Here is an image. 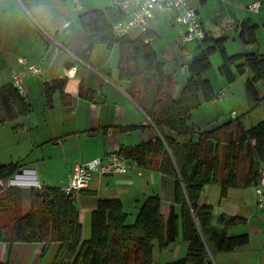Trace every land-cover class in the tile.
I'll return each instance as SVG.
<instances>
[{
  "label": "trees",
  "instance_id": "trees-1",
  "mask_svg": "<svg viewBox=\"0 0 264 264\" xmlns=\"http://www.w3.org/2000/svg\"><path fill=\"white\" fill-rule=\"evenodd\" d=\"M20 1L28 7L36 0ZM246 7L248 9V4ZM120 15V9L114 4L105 10L82 13L79 35H74L65 47L87 62L95 43H105L108 48L118 43L120 76L131 81L128 92L142 106L154 130L153 139L118 151L134 159L138 167L156 169L171 177L173 202L164 213L163 199L158 194H149L139 204L135 221L126 223L119 198L98 199L90 215L89 236L83 239L76 198L64 194L61 187L31 188L28 211L15 217L21 204V188L4 187L0 183V220L4 213L14 215L6 224L0 221V241L45 245L58 242L59 248L50 264H152L156 247L161 249L182 239L186 243L185 253L162 264H214L209 254L245 245L250 235L248 232L227 233L225 227L242 221L244 218L240 216L221 213L217 222L223 226L213 224L212 205L200 202L202 189L206 184L218 183L219 196L225 197L229 188L238 185L242 155L246 164L244 184L254 186L258 182L264 172L261 169L264 166V119L245 127L237 116L198 131L190 122L191 112L203 101L215 97L212 84L203 76L211 65L210 55L215 51L221 57L219 72L228 82L235 77L232 66L237 74L251 72L245 81L247 100L252 105L260 103L264 92L259 95L255 83L264 82V52L228 54L223 45L225 36L213 39L207 34L196 43L197 50L188 61L184 85L174 97L168 91L172 74L161 71L150 42L155 32L149 29L133 41L125 35L115 36L111 23ZM256 29L255 24L243 19L240 36L247 34L251 40ZM145 37L150 40L143 42ZM125 49L129 50L127 59L123 54ZM143 85L147 92L143 93ZM151 89L154 91V96L149 94L151 104L143 106L141 97L146 98ZM27 107L26 98L12 83L0 86V124L24 114ZM136 127L127 125L120 129L127 131ZM18 167L17 162L0 163V181L11 177ZM175 204L179 206L178 212Z\"/></svg>",
  "mask_w": 264,
  "mask_h": 264
},
{
  "label": "crops",
  "instance_id": "crops-1",
  "mask_svg": "<svg viewBox=\"0 0 264 264\" xmlns=\"http://www.w3.org/2000/svg\"><path fill=\"white\" fill-rule=\"evenodd\" d=\"M192 1L199 15V7L206 0ZM111 6L113 0H36L28 7L20 0H0V86L11 83L12 73L18 68V57L23 56L40 66L39 74H27L22 78L27 92L26 112L0 124V163L17 162L18 168L22 169L21 173L15 171L11 177L2 179L1 184L4 187L21 188L24 209L30 207L31 188L52 184L64 186L75 162L103 156L154 138L150 119L128 92L131 81L120 76L118 43L110 48L105 43H95L87 62L65 47L74 35H79V16L82 13L92 9L105 10ZM259 11L255 19L252 20L250 15L243 19H248L250 24L256 26L257 20H260L262 25L264 10ZM242 20L236 22L234 19L233 25H225L223 33L226 28L236 32L235 28H239L240 35ZM160 24L176 25L170 12L156 11L150 25L151 32L155 34L150 42L159 36L157 28ZM176 33L175 42L181 51L187 52L186 45L178 43V26ZM142 34L133 28L124 37L133 41L142 37ZM145 38L143 42H146ZM223 45L228 54H234L227 49V37ZM193 52L187 53L192 55ZM123 54L127 59L129 50L125 49ZM69 61L70 64L65 65ZM70 66L75 67L74 75L66 77L64 72ZM170 84L168 91L177 97L184 82L178 74H172ZM142 87L145 89L146 85ZM221 88L226 91L225 86ZM258 94L261 95V92ZM149 97V93L146 98L141 97L143 106H150ZM227 98L230 99L229 93ZM207 102L203 101L200 106ZM205 111L212 115L208 109ZM205 119L202 116L199 121L206 122ZM210 122L215 125L220 123L219 119ZM127 125L137 127L127 131L120 129ZM243 162L238 185L229 188L225 197L220 198L218 183L206 184L200 195V202L212 205L213 224L223 226L217 222V216L221 213L244 218L226 227L229 234L236 233L241 230L240 225L247 224L249 228L246 227V232L249 235L255 230L264 231V211L255 204L253 185L244 184V159ZM261 169L264 171V166ZM161 175L156 169L142 167L112 175L93 173L75 200L82 225V238L89 236L90 215L98 199L119 198L124 210L126 203L135 205L138 210L144 198L155 191ZM163 177L171 178L166 175ZM58 248V242L45 245L42 242L0 241V264H50ZM185 251L186 246L182 243L178 254L182 255ZM254 260L255 263L250 261L249 264L264 263L262 259H259L261 262Z\"/></svg>",
  "mask_w": 264,
  "mask_h": 264
},
{
  "label": "rangeland",
  "instance_id": "rangeland-1",
  "mask_svg": "<svg viewBox=\"0 0 264 264\" xmlns=\"http://www.w3.org/2000/svg\"><path fill=\"white\" fill-rule=\"evenodd\" d=\"M248 1L250 0H206V2L199 7L198 18H200V22L208 32V36L213 39L221 36L227 37V49L230 53L264 52V43H262L264 42V26L261 25L259 22L260 20H257L258 26L254 33L255 39L249 40L247 34L240 36L238 33L239 28H235L237 32L229 28H226L224 33L222 31L229 17H233L236 22H240L244 17H247V15L252 16V20L259 16L258 12L253 13V11L247 10L245 6ZM260 1V11H262L264 10V0ZM176 28L177 25L172 26L170 24H160L157 28L159 36L155 41L151 42V45L156 50V56L160 63L161 71L163 73L169 72L174 75L178 74L179 79L184 82L186 79L185 76L188 72L186 69L188 63L186 56L191 50L196 52L197 48L196 42L192 41L185 44L188 53L186 51H181V47L178 46L174 40L177 36ZM210 62L211 65L204 71L203 76L210 81L215 92H219L221 87L225 86L230 99H228L226 95L220 101L209 100L205 105H201L192 110L190 122L193 123L194 127L198 131L208 129L215 125V123H211L210 121H216V119H219V122L221 123L228 120H234L233 118L237 116L241 117L240 120L244 123L245 127H250L259 120L264 119V99H261L260 103H257L256 105H252L247 100L245 81L246 78L251 75V72L246 70L243 74H237L233 66L232 71L234 72L235 77L232 81L228 82L220 74L218 69L221 63V57L218 51H215L210 55ZM185 72L186 74H184ZM255 88L257 92H261L262 94V92H264V82L258 80L255 83ZM149 94L150 96H154V91L151 89ZM209 108L211 109L210 111ZM206 109H208L212 115L206 113ZM202 116L206 118V122L199 121ZM232 128V130H234L235 126L233 125ZM243 159L244 157L242 155L240 161L241 168L244 164ZM162 179L163 182L161 181ZM164 179L166 180L164 181ZM161 180L157 184V187L154 188L155 191H153V194H158L163 199V211L165 213L166 208H168L170 203L173 202V180L172 178L167 179V177H163L162 175ZM51 186H53V184ZM22 206L21 202L15 213V217L28 211V209H24ZM174 206L175 210L178 212V205ZM125 207V222L133 223L135 221L137 207L135 205H130L129 203H126ZM224 214H226L225 216L229 215L227 213ZM13 216L9 213H4L2 214L0 221L6 224ZM246 227L249 228V225H240L241 230L239 231L246 232ZM239 231L236 233H239ZM236 233L232 232L231 234ZM182 243L186 245L185 241L179 239L175 244H169L164 248L160 249L156 247L152 264H162L165 261L174 260L179 257L180 255L178 252ZM209 255H211L214 264H249L250 261H256L254 259L261 262L264 260V231L255 230L252 232L250 234V241L245 245L237 247L231 251H214Z\"/></svg>",
  "mask_w": 264,
  "mask_h": 264
},
{
  "label": "built area",
  "instance_id": "built-area-1",
  "mask_svg": "<svg viewBox=\"0 0 264 264\" xmlns=\"http://www.w3.org/2000/svg\"><path fill=\"white\" fill-rule=\"evenodd\" d=\"M113 4L121 11V17L111 23V29L115 36H124L133 28L145 33L150 29L151 20L156 11L172 14L173 22L178 26V43L181 45L192 41L201 42L207 35L192 0H114ZM260 7V0H254L248 4V9L253 12H258ZM233 22L234 19L229 18L226 26L233 25ZM145 39L148 41L150 37ZM190 57V54L186 56L187 61ZM74 72L75 67L70 66L65 70L64 76L71 77ZM39 73L40 66L38 64L28 61L23 56L18 57V68L12 73L11 83L18 93L26 98L27 92L22 78L27 74L37 75ZM226 95L225 89L221 88L219 92L215 93L214 99L220 101ZM134 167L138 168L137 162L119 153L118 150L86 161H77L73 164L68 181L61 187V190L64 194L76 198L87 186L93 173L97 172L101 175L126 173ZM0 183L2 182L0 181ZM253 189L256 195V206L264 211V172Z\"/></svg>",
  "mask_w": 264,
  "mask_h": 264
},
{
  "label": "water",
  "instance_id": "water-1",
  "mask_svg": "<svg viewBox=\"0 0 264 264\" xmlns=\"http://www.w3.org/2000/svg\"><path fill=\"white\" fill-rule=\"evenodd\" d=\"M69 64H70V61L65 63V65H67V66H68ZM16 172H17V173H21V172H22V169H21V168H18V169L16 170Z\"/></svg>",
  "mask_w": 264,
  "mask_h": 264
}]
</instances>
